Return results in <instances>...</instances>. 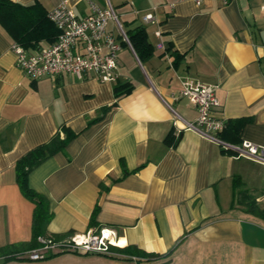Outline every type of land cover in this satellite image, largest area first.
Returning a JSON list of instances; mask_svg holds the SVG:
<instances>
[{
	"label": "crops",
	"instance_id": "obj_1",
	"mask_svg": "<svg viewBox=\"0 0 264 264\" xmlns=\"http://www.w3.org/2000/svg\"><path fill=\"white\" fill-rule=\"evenodd\" d=\"M39 1L49 11L63 0ZM66 1L79 16L90 12L91 1L106 2ZM260 3L115 0L123 29L143 27L151 51L139 58L122 43L114 82L93 71L82 77L68 71L26 76L15 64V40L0 23V247L32 236L34 204L19 189L16 160L64 125L75 135L28 174L29 186L47 198L52 212L48 236L106 227L116 246L171 250L165 264H264V167L183 128L197 111L186 99L173 98L184 79L217 85L218 114L227 124L218 136L264 146ZM146 13L151 19L144 20ZM107 30L121 41L111 21ZM117 83L131 90L116 98ZM170 134L173 143L165 141ZM235 176L241 183L233 189ZM95 208L97 224L91 225ZM157 262L114 251L0 256V264Z\"/></svg>",
	"mask_w": 264,
	"mask_h": 264
},
{
	"label": "built area",
	"instance_id": "obj_2",
	"mask_svg": "<svg viewBox=\"0 0 264 264\" xmlns=\"http://www.w3.org/2000/svg\"><path fill=\"white\" fill-rule=\"evenodd\" d=\"M197 4L201 0H194ZM260 10L264 13V0ZM48 17L58 33L52 42L27 49L14 42L11 46L15 55V64L30 78L54 76L61 71H68L82 77L89 71L95 72L102 81L114 82L118 78L117 51L122 43L129 40L117 14L109 0L104 6L90 2V12L79 16L66 0L61 1L48 11ZM144 20L151 19L146 13ZM111 21L121 41L107 30ZM161 46V44H159ZM217 85L199 80L184 79L173 98H184L196 108L193 121H186L183 128L193 129L220 144L224 149L233 150L239 156H245L264 167V146L243 139L239 144H231L219 138L225 127V119L218 114L220 104L216 95ZM41 245L27 252L29 259L42 258L51 251H86L99 254L111 252L116 246L113 230L101 227L74 233L67 238L55 239L39 236Z\"/></svg>",
	"mask_w": 264,
	"mask_h": 264
},
{
	"label": "trees",
	"instance_id": "obj_3",
	"mask_svg": "<svg viewBox=\"0 0 264 264\" xmlns=\"http://www.w3.org/2000/svg\"><path fill=\"white\" fill-rule=\"evenodd\" d=\"M0 23L11 34L16 43L27 49L44 45L46 42H52L58 33L57 28L48 17V11L39 0H34L29 4H23L13 0H0ZM125 33L128 37L130 45H132L135 49L139 58H142L143 50L151 49L150 44L147 43L146 33L143 27H135L131 30H125ZM130 90L131 85H128L127 83H117L113 87V92L116 98L128 93ZM105 109L106 107L102 108L101 111ZM226 127L227 124L222 131H224ZM61 134L63 135L61 136ZM74 135L75 133L70 128L62 125L60 130L55 132L48 141L36 145L16 160L15 176L19 189L21 193L34 204L31 221L32 236L28 242L8 243L1 246L0 256L3 258H29L27 252L38 248L41 245L37 238L39 236H48L46 227L52 217V212L49 209L47 198L29 186L28 174L45 158L59 150H62L66 143ZM219 138L228 142L221 136H219ZM165 141L167 143H173V136L171 134L167 135ZM228 143L239 144L232 142ZM222 150L231 151L232 153L234 152L230 149L222 148ZM122 164L124 165L123 162ZM240 183L241 181L239 177L235 176L233 178V189ZM95 211L96 208L91 216V225L97 224L94 218ZM50 237L55 238L58 236L55 235ZM111 251L121 253L126 256H132L138 261H159L156 264H165L169 261L171 255V250L163 253L146 251L135 244H127L124 247L111 246Z\"/></svg>",
	"mask_w": 264,
	"mask_h": 264
},
{
	"label": "rangeland",
	"instance_id": "obj_4",
	"mask_svg": "<svg viewBox=\"0 0 264 264\" xmlns=\"http://www.w3.org/2000/svg\"><path fill=\"white\" fill-rule=\"evenodd\" d=\"M110 3L113 5V9H114V11H115V13L116 14H118L117 12V9H116V6H114V4H115V0H110Z\"/></svg>",
	"mask_w": 264,
	"mask_h": 264
}]
</instances>
